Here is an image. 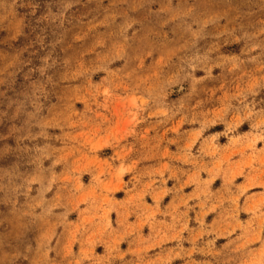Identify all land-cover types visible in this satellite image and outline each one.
<instances>
[{"label":"rangeland","instance_id":"374dc122","mask_svg":"<svg viewBox=\"0 0 264 264\" xmlns=\"http://www.w3.org/2000/svg\"><path fill=\"white\" fill-rule=\"evenodd\" d=\"M242 137L264 0H0V264H264Z\"/></svg>","mask_w":264,"mask_h":264},{"label":"crops","instance_id":"0c3cea01","mask_svg":"<svg viewBox=\"0 0 264 264\" xmlns=\"http://www.w3.org/2000/svg\"><path fill=\"white\" fill-rule=\"evenodd\" d=\"M242 134H245V132H242ZM224 155L225 158H229V162L232 165H241L243 167L242 176L237 177L235 180V185H242L247 188L246 193L240 196L239 206L243 205L246 197L248 208H253L255 211L258 210V213H264V142L257 141L255 144H251L248 137H242L238 142V145L229 148ZM249 164H251V169L248 168ZM113 215L115 216L114 222L119 230L122 229L123 226H126V223L135 225L138 224L135 213H131L130 218H127L129 215L128 213L121 209H115L111 213V219ZM146 229L147 228L144 227L141 230L143 235L142 238L144 240L148 238L145 237L147 235L145 232L147 231ZM254 230H259V226L257 224L255 225ZM263 235L264 233L262 236ZM140 240L137 238L134 239L133 248L135 250L141 249L145 245L143 242L140 244ZM223 244L225 243H222V245ZM122 247L123 245L120 246V249L121 251H124L125 248ZM259 248L260 246H258V249Z\"/></svg>","mask_w":264,"mask_h":264}]
</instances>
